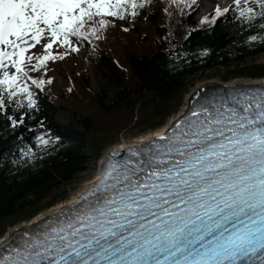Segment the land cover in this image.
<instances>
[{"label": "snow or ice", "instance_id": "snow-or-ice-1", "mask_svg": "<svg viewBox=\"0 0 264 264\" xmlns=\"http://www.w3.org/2000/svg\"><path fill=\"white\" fill-rule=\"evenodd\" d=\"M254 2L264 17V0ZM129 7L136 0H0V111L5 94H26L33 108L29 81H45L29 71L64 59L54 45L79 51L73 38L95 36ZM192 116L160 136L147 161L110 165L86 206L6 246L0 264H264V96Z\"/></svg>", "mask_w": 264, "mask_h": 264}, {"label": "trees", "instance_id": "trees-1", "mask_svg": "<svg viewBox=\"0 0 264 264\" xmlns=\"http://www.w3.org/2000/svg\"><path fill=\"white\" fill-rule=\"evenodd\" d=\"M136 3V9L126 11L125 26L107 17L106 27L96 25L95 36L73 38L79 50L89 44L95 48L96 65L74 66L71 73L63 72L64 83L58 85L50 70L61 69L67 58L75 62L78 52L61 46L52 51L64 59L29 71L45 81L39 88L29 81L33 108L27 106L26 94L11 101L5 94L6 108L0 111V238L9 226L67 199L69 190L52 193L86 170L91 155L99 157L108 144L121 142L125 130L166 123L171 112L182 108L194 84L192 75L228 66L224 81L264 77V61L248 62L264 52V17L254 0L241 8L254 10L243 17L236 7L220 9L219 16L216 11L199 14L201 0ZM94 77L104 79L99 91L93 88ZM9 117H22L23 123L12 127Z\"/></svg>", "mask_w": 264, "mask_h": 264}, {"label": "rangeland", "instance_id": "rangeland-1", "mask_svg": "<svg viewBox=\"0 0 264 264\" xmlns=\"http://www.w3.org/2000/svg\"><path fill=\"white\" fill-rule=\"evenodd\" d=\"M226 2L224 3L223 0H201L202 4H201L199 14L205 15L208 12H213L216 10L217 7H219L220 9H222V8H234V7L241 9V8L246 6L244 0H241L239 7H237L234 0H226ZM120 24L122 26H125L126 22L122 20V21H120ZM53 50L54 51L55 50H61V46L60 45H54ZM42 53H43L42 49H39V51L37 52V54H42ZM96 59H97V54H96L95 48L89 44V45H87L86 48L81 49L77 52V56L74 60L75 62H71L72 60H70V58L64 59L62 61L61 69L56 70L53 68L50 70L49 73L56 77V83L58 85H62L64 83L63 72L66 74L71 73L74 66H75L76 70H78V69H89V68L93 67L94 65H96ZM262 61H264V52H261L255 56H253V57L248 58V62H250V63L262 62ZM228 68H229L228 66H221L218 68L204 70L203 72H198V73L192 75L190 80H193L194 84L191 86L190 91L184 97V103L182 105V108L179 111H181L183 109L186 99L193 93V91L195 90L196 85L199 81L204 80V79H208V78H216V79H218V81H224L225 79H223L222 75L224 74V72ZM9 70L13 71L12 69H9ZM103 81H104V79H102L100 77H94L93 88L96 91H99ZM179 111L178 112H171L169 114V116L167 117L166 121H168V123L174 122L173 119L178 115V113H180ZM151 131H153V129H148V128L142 129V127H140L139 124H136L133 127H131V129L125 130L123 137L121 139L122 140L121 142H123V141L124 142L125 141L130 142V141L134 140L135 138H137L141 135H144L146 133H151ZM117 142L118 141H114V142L108 144L106 146L105 150L103 151V153L101 154V156L96 157L95 155H91L89 158V162H88V168L84 171L77 173V175L74 177L73 180H71L68 184L63 185L59 190L58 189L54 190L52 195H56L57 193H60L61 190L66 189V190H69V193H70L69 197H71L78 189H80L86 183V181H88L89 179H91L94 176V174L96 173V171L98 169L100 159L103 157H107L109 155V152L115 147V144ZM43 211H45V210H43ZM18 225H20V224H16L14 226H9L7 228V231L4 234L6 235L11 228H14L15 226H18Z\"/></svg>", "mask_w": 264, "mask_h": 264}, {"label": "bare ground", "instance_id": "bare-ground-1", "mask_svg": "<svg viewBox=\"0 0 264 264\" xmlns=\"http://www.w3.org/2000/svg\"><path fill=\"white\" fill-rule=\"evenodd\" d=\"M223 2L225 3L226 0H223ZM228 86H232L235 88H239L243 86H249V87L264 86V77L257 79L236 78L231 81H218V79L216 78H208L199 81L193 93L186 99L183 109L179 111L180 113H178V115L173 119L174 120L173 123L166 122L163 125L153 129L151 133H146L144 135H141L130 142L123 141L116 143L115 147L109 152V155L107 157H103L100 159L98 169L94 174V176L88 181H86V183L80 189H78L71 197L62 201H58L55 205L49 207L45 211L39 212L36 216L31 218L30 220L23 222L22 224L15 226L14 228H11L6 235L4 234L0 238V251L6 249V246L11 245V243L19 239L24 233L29 232L31 230H35L40 225H43L44 222L50 219H54L60 214L61 215L64 214L68 208L73 206V204L78 200V198L88 193V191L91 188H93L94 185H96V182L103 175V170L106 163L111 157L119 156L128 148L144 145L148 141L165 134L168 131V129L172 128L175 121L180 116H183L187 112L191 102L193 101L197 93H203V95H205L207 94L206 92L212 91L213 89L214 91H216L222 87L227 88Z\"/></svg>", "mask_w": 264, "mask_h": 264}, {"label": "water", "instance_id": "water-1", "mask_svg": "<svg viewBox=\"0 0 264 264\" xmlns=\"http://www.w3.org/2000/svg\"><path fill=\"white\" fill-rule=\"evenodd\" d=\"M222 88H225V87H222ZM228 88H235V87H232V86H228ZM225 90V89H224ZM214 89L212 91H209V92H206L207 94L209 93H214ZM207 94L203 95V93H197L195 95V98L193 99V101L191 102L190 104V107L188 108L187 112L183 115V116H180L176 121H179L181 119H183L186 115L189 114L190 111H193L196 106L198 105L199 103V100L203 99ZM98 182V181H97Z\"/></svg>", "mask_w": 264, "mask_h": 264}]
</instances>
